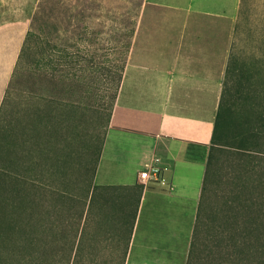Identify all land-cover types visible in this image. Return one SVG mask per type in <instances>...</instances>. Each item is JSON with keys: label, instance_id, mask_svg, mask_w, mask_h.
Returning <instances> with one entry per match:
<instances>
[{"label": "rangeland", "instance_id": "rangeland-1", "mask_svg": "<svg viewBox=\"0 0 264 264\" xmlns=\"http://www.w3.org/2000/svg\"><path fill=\"white\" fill-rule=\"evenodd\" d=\"M143 1L0 0V108L28 34L44 38L34 51L48 48L51 54L42 56L37 91L63 104L59 110L39 101L43 113L35 128L26 117L29 129L18 140L23 143L18 154L14 149L10 153L7 138L1 136L0 167L16 169L20 164L27 179H38L37 184L48 183L50 175L42 171L52 169L57 188L65 182L77 196L90 189ZM241 4L224 143L215 149L193 264H264V0ZM33 57L25 61L33 63ZM31 82L21 78L17 85L26 108L34 104ZM59 113L64 114L62 122ZM72 205L74 227L77 217L81 230L89 222L78 260L120 264L128 230L105 217L109 211L121 218V206L106 211L99 203L90 220H81L80 205Z\"/></svg>", "mask_w": 264, "mask_h": 264}, {"label": "crops", "instance_id": "crops-1", "mask_svg": "<svg viewBox=\"0 0 264 264\" xmlns=\"http://www.w3.org/2000/svg\"><path fill=\"white\" fill-rule=\"evenodd\" d=\"M241 3L143 1L94 179L143 187L124 264L189 263Z\"/></svg>", "mask_w": 264, "mask_h": 264}, {"label": "trees", "instance_id": "trees-1", "mask_svg": "<svg viewBox=\"0 0 264 264\" xmlns=\"http://www.w3.org/2000/svg\"><path fill=\"white\" fill-rule=\"evenodd\" d=\"M240 15H242L241 12ZM240 31L241 22L238 21L237 34H240ZM43 42L44 38L39 34L27 35L16 70L6 90L0 108V137L4 135L7 138L6 147H8L10 153L14 149V153L18 154L17 150L20 148L18 146L23 145V143L18 140L29 129L26 125V117H29L30 120L31 118L33 119L30 127L33 126L35 128V124L38 123L40 115L43 113L41 106H39L40 100L51 102L50 104H53L56 109L61 107H59V105H63L62 103L58 105L57 100L52 98L51 95L44 96L37 91V87H40L38 86V80H41L42 77L40 71L42 56L45 55L47 58L48 56L51 57V54H49L50 49L48 51V48L43 53H40V50L34 51V46L36 44L41 45ZM46 43L52 46L51 40H46ZM32 56H34L33 63L25 61L28 57ZM52 60L53 59H51V61ZM237 61V55L232 56L227 71L226 83L214 130L213 146L209 158L202 201L199 208L188 264H193V257L196 252V236L201 227L204 199L207 185L212 175L211 169L213 166L215 149L224 143L222 136L226 126V111L230 98L229 87L231 88L229 79L231 75L235 74V71H237ZM51 75H53V73H51ZM21 78H28L30 81H33L31 84L35 91L29 94L31 95L30 99H32V103H34L32 104V108H26L24 105L26 99L23 93L17 88L18 80ZM122 78L123 75L120 79L116 95H118ZM114 106L115 104L112 105L108 112L107 120L104 124L105 130L101 146L98 150L95 174L99 165L107 131L110 127ZM58 115L60 117V122H62L64 114L59 113ZM20 159L21 157L18 156L17 161ZM55 161L56 159L54 162ZM18 163H20V161ZM19 165L14 167L16 169L0 167V264H85L83 260H78V256L81 254L79 248H82L81 245L85 240L86 227L89 222H86L81 230L80 225L82 223L78 221L79 219L77 217V223H79V225L77 228L76 226L74 227L76 221L73 220L72 217L74 216L72 212L73 202H77L81 207V211L79 212V218H81V220L83 218H85V220H90L89 218H91L90 216L93 214L95 206L99 203L106 211L112 210L114 206H121L120 209L122 208L123 211V216L121 218H119L117 214L119 218L117 220L114 213L108 211L106 212L105 220L107 222L118 221L128 230V238L123 250V258L120 262V264H124L137 217L138 206L143 190L142 186H101L93 184L83 195L77 196L72 192V188L69 185L67 186L65 182L63 183L66 186L63 185V188L54 186L52 182L53 175L56 174L54 170L48 169L46 172V169H43L42 172L44 175H50L46 177L48 183L37 184L38 179H27L19 169ZM54 167L52 166L53 169ZM119 192L121 194H119ZM89 199L90 204H88Z\"/></svg>", "mask_w": 264, "mask_h": 264}, {"label": "built area", "instance_id": "built-area-1", "mask_svg": "<svg viewBox=\"0 0 264 264\" xmlns=\"http://www.w3.org/2000/svg\"><path fill=\"white\" fill-rule=\"evenodd\" d=\"M156 161H159V158H156ZM159 175V171L157 169L152 168L150 170H144V171H141L140 173V178L143 180V181H147L148 179H150L152 176H158Z\"/></svg>", "mask_w": 264, "mask_h": 264}]
</instances>
